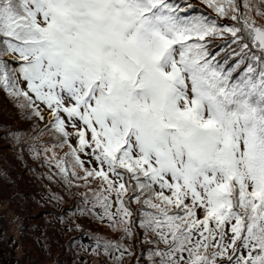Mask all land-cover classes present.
<instances>
[{
    "label": "snow or ice",
    "instance_id": "1",
    "mask_svg": "<svg viewBox=\"0 0 264 264\" xmlns=\"http://www.w3.org/2000/svg\"><path fill=\"white\" fill-rule=\"evenodd\" d=\"M200 2L0 0V87L121 233L105 264H264V0Z\"/></svg>",
    "mask_w": 264,
    "mask_h": 264
},
{
    "label": "trees",
    "instance_id": "2",
    "mask_svg": "<svg viewBox=\"0 0 264 264\" xmlns=\"http://www.w3.org/2000/svg\"><path fill=\"white\" fill-rule=\"evenodd\" d=\"M0 90L11 117L0 122V206L5 205L0 210V264H84L81 254L87 246L94 247L97 233L77 228L79 209L85 206L72 199L71 185L45 153L47 145L53 147L51 141H60L44 121L29 118L30 110L19 107L22 101ZM40 135L45 139H38ZM110 238L117 241L121 233L108 234ZM140 247L137 242L138 255ZM105 259L98 257L96 264H105ZM129 264H136V257Z\"/></svg>",
    "mask_w": 264,
    "mask_h": 264
},
{
    "label": "rangeland",
    "instance_id": "3",
    "mask_svg": "<svg viewBox=\"0 0 264 264\" xmlns=\"http://www.w3.org/2000/svg\"><path fill=\"white\" fill-rule=\"evenodd\" d=\"M190 2L195 6V11L197 14L199 13H205L208 14L210 13V10L207 9L204 5L201 4L200 0H190ZM212 15H214V13H212ZM257 19V23L259 24H264V18L262 17H256ZM223 23H231V21H223ZM221 42V40H216L213 41V45H217ZM212 47V46H210ZM11 98V97H10ZM9 103L7 102V99L5 98L4 94L1 92L0 90V122L1 121H10L11 119H5V118H11L9 113L7 112L9 109ZM45 116L47 118V113L45 112ZM46 123V121H44V124ZM38 139H45L44 136L40 135L37 137ZM46 142H48V138H46L45 140ZM50 143L54 144L53 147L51 148L49 145L46 146V149H49V151L45 152L48 155V159H50L54 165H56V161L57 160H63L65 161V166L68 168V172L69 171H73L75 170L79 175H83V171L79 168L76 167L75 169H73V160L70 156H66L65 154L68 153L70 150L68 148L67 145H64L63 147L59 146L60 142L56 144V141H51ZM70 143H72L75 146V140H71ZM6 151V148H5ZM51 155L53 158V160L49 157V152H51ZM5 155V154H3ZM81 159L85 161V167H92L93 165H90L87 163L88 161V157L84 156L83 154H81ZM69 181H71V183H69V185H71V193L72 195V199L76 198L78 203L85 206L83 204V195L85 192H88V189L84 188V187H76L75 185L77 184H82L83 181L77 180L75 178H73L72 176L70 177ZM92 188L94 190H98L99 189V185L98 183H93L92 184ZM52 201V199H51ZM60 202L64 203L66 201H62L60 200ZM5 208V205H1L0 206V210H3ZM60 210H58L59 212ZM66 227H70V225H64ZM79 228H87L90 230H93L97 233V237H103L104 239H106L108 234L111 233H118V232H114L112 231L110 228H108L106 226V222L102 223L96 219H94L92 216L89 215H81L79 217V223H78ZM117 235V234H116ZM109 240H112V238H110ZM127 243V241H125ZM91 248L90 246H87L85 248V251L81 254V256L83 255V263L84 264H96V262H98V257L97 256H93L91 254ZM59 251V249H58ZM85 253V254H84ZM135 258V256L128 258L126 261L127 263H131V261ZM43 263V262H41Z\"/></svg>",
    "mask_w": 264,
    "mask_h": 264
}]
</instances>
